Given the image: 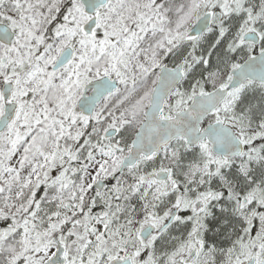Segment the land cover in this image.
<instances>
[{
  "label": "snow or ice",
  "instance_id": "6c2138e0",
  "mask_svg": "<svg viewBox=\"0 0 264 264\" xmlns=\"http://www.w3.org/2000/svg\"><path fill=\"white\" fill-rule=\"evenodd\" d=\"M0 264H264V0H0Z\"/></svg>",
  "mask_w": 264,
  "mask_h": 264
}]
</instances>
